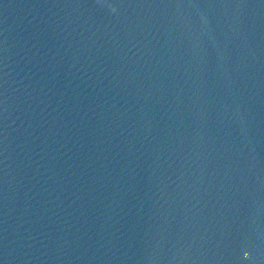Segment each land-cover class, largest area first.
I'll return each mask as SVG.
<instances>
[{
	"label": "water",
	"instance_id": "1",
	"mask_svg": "<svg viewBox=\"0 0 264 264\" xmlns=\"http://www.w3.org/2000/svg\"><path fill=\"white\" fill-rule=\"evenodd\" d=\"M0 264H264V0H0Z\"/></svg>",
	"mask_w": 264,
	"mask_h": 264
}]
</instances>
